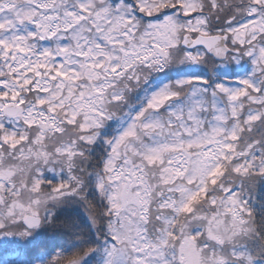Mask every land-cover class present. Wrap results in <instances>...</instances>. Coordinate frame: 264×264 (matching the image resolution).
Listing matches in <instances>:
<instances>
[{"label":"snow or ice","instance_id":"obj_1","mask_svg":"<svg viewBox=\"0 0 264 264\" xmlns=\"http://www.w3.org/2000/svg\"><path fill=\"white\" fill-rule=\"evenodd\" d=\"M0 264H264V0H0Z\"/></svg>","mask_w":264,"mask_h":264}]
</instances>
